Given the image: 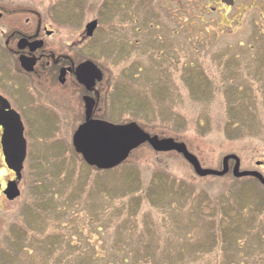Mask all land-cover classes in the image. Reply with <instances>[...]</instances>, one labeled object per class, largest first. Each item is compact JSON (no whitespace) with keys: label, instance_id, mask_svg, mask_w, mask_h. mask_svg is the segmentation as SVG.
<instances>
[{"label":"rangeland","instance_id":"rangeland-1","mask_svg":"<svg viewBox=\"0 0 264 264\" xmlns=\"http://www.w3.org/2000/svg\"><path fill=\"white\" fill-rule=\"evenodd\" d=\"M0 1L34 9L54 48L97 62L113 123L183 142L205 168L234 153L264 176V0ZM46 108L18 110L27 150L20 196L0 189V264H264L256 180L199 177L148 144L92 169L71 145L75 113L59 126ZM11 177L0 150V184Z\"/></svg>","mask_w":264,"mask_h":264},{"label":"flooded vegetation","instance_id":"flooded-vegetation-1","mask_svg":"<svg viewBox=\"0 0 264 264\" xmlns=\"http://www.w3.org/2000/svg\"><path fill=\"white\" fill-rule=\"evenodd\" d=\"M53 34V29H49L38 19L34 9L6 7L0 1V120L7 121L11 113L15 112L14 114H17L24 124L18 112L20 107L42 105L47 107V111L54 112L49 114L55 122H60L59 126L65 119L75 118L68 113L69 110L75 113L78 118L76 122L80 125L86 119L88 104L92 119L113 122L110 112L107 113L105 103L111 90L105 85L101 94L99 87L104 77L101 67L92 59H84V61H93L100 70L101 77L100 80L94 78V83L90 87L79 82L76 71L84 61H79L76 57L70 58L68 42L62 44V51L59 47L60 51L54 48L48 40ZM83 41L84 39L81 38L79 43ZM4 131L5 128L0 124L1 153V138ZM23 135L25 138V127ZM232 165L233 161L229 164V172L224 176L231 173ZM218 169H221V165ZM8 170L12 173V177L4 184H0L3 194L8 182L15 178L14 172ZM19 183L20 181L18 187Z\"/></svg>","mask_w":264,"mask_h":264},{"label":"water","instance_id":"water-1","mask_svg":"<svg viewBox=\"0 0 264 264\" xmlns=\"http://www.w3.org/2000/svg\"><path fill=\"white\" fill-rule=\"evenodd\" d=\"M96 27V19L86 23L84 38L91 37ZM76 74L79 82L87 87L92 86L94 80H100L101 77L100 70L91 61L81 63L77 67ZM86 112L85 121L78 125L72 135V145L76 153L90 167L99 170L115 168L126 161L134 150L143 144H148L153 151L158 153L175 152L182 155L199 177H223L229 172L230 162L234 161L230 170L235 178L253 177L264 186V176L257 170H242L240 159L236 154L224 155L221 169L205 168L183 142L151 135L135 122L113 124L101 119H92L88 104ZM14 113H11V117L7 121L0 120V124L5 128L1 138L4 161L16 175V179L9 181L4 190V194L9 200H13L20 194L18 181L21 178L23 161L26 156L23 125L17 114ZM256 165H260V162H256Z\"/></svg>","mask_w":264,"mask_h":264},{"label":"trees","instance_id":"trees-1","mask_svg":"<svg viewBox=\"0 0 264 264\" xmlns=\"http://www.w3.org/2000/svg\"><path fill=\"white\" fill-rule=\"evenodd\" d=\"M82 1H83V0H76L77 3L82 2ZM80 4H82V3H80Z\"/></svg>","mask_w":264,"mask_h":264}]
</instances>
